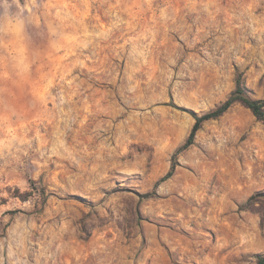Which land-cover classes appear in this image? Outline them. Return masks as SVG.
Returning <instances> with one entry per match:
<instances>
[{"label":"rangeland","instance_id":"374dc122","mask_svg":"<svg viewBox=\"0 0 264 264\" xmlns=\"http://www.w3.org/2000/svg\"><path fill=\"white\" fill-rule=\"evenodd\" d=\"M239 73L264 99V0H0V264H257L264 120L176 153Z\"/></svg>","mask_w":264,"mask_h":264},{"label":"trees","instance_id":"16d2710c","mask_svg":"<svg viewBox=\"0 0 264 264\" xmlns=\"http://www.w3.org/2000/svg\"><path fill=\"white\" fill-rule=\"evenodd\" d=\"M236 102L243 103L252 111V113L255 115L257 119L264 120V99L254 98L248 93V90L243 82L242 73H239L237 76V84L235 89L229 94V96L225 100L220 102L213 109L206 111L200 115H196V120L190 131L189 136L187 137L186 141L177 149L176 153L187 149L190 145L194 143V138L196 136V133L206 121L221 117ZM176 153L174 157L176 156ZM175 167H176V162H173L170 170L160 179V181H164L170 178L174 174ZM31 186L33 190L26 192L18 191L16 196L22 201L30 200V197L33 195L34 189L38 188L36 187V181L33 179L31 180ZM42 196H43L42 203H45L47 200V191L45 188L42 191ZM257 264H264V256L260 254L258 255Z\"/></svg>","mask_w":264,"mask_h":264}]
</instances>
